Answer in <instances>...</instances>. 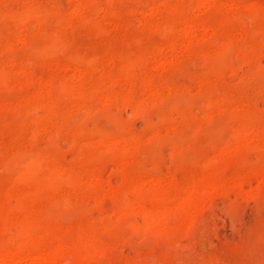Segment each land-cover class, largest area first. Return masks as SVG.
<instances>
[{
  "label": "rangeland",
  "instance_id": "374dc122",
  "mask_svg": "<svg viewBox=\"0 0 264 264\" xmlns=\"http://www.w3.org/2000/svg\"><path fill=\"white\" fill-rule=\"evenodd\" d=\"M52 249L264 264V0H0V257Z\"/></svg>",
  "mask_w": 264,
  "mask_h": 264
},
{
  "label": "bare ground",
  "instance_id": "6f19581e",
  "mask_svg": "<svg viewBox=\"0 0 264 264\" xmlns=\"http://www.w3.org/2000/svg\"><path fill=\"white\" fill-rule=\"evenodd\" d=\"M204 1H205V0H204ZM255 6H256V5H255ZM181 37H182V36H181ZM176 43H177V41H176ZM174 47H175V45H174ZM170 49H171V48H170ZM246 134H247V133H246ZM244 138H245V137H244ZM244 138H243V139H244ZM235 142H236V141H235ZM238 142H239V141H238ZM243 142H244V140H243ZM240 144H241V143H240ZM239 146H240V145H239ZM234 147H235V146H234ZM240 147H241V146H240ZM235 148H236V147H235ZM235 148H234V149H235ZM232 149H233V148H226V149H224V150L222 149V150H223V151H222V154H226V155H227V154H231V153L233 152ZM234 149H233V150H234ZM236 149H237V148H236ZM236 149H235V150H236ZM220 153H221V150H220ZM219 159H220V157H219ZM224 161H225V160H224ZM223 163H224V162H223ZM221 164H222V163H221ZM210 167H212V165H211ZM209 172H210V171H209ZM209 172H208V173H209ZM210 173H211V172H210ZM204 178H205V177H204ZM205 179H206V178H205ZM212 179H213V178H212ZM195 180H196V179H195ZM206 180H207V179H206ZM209 180H210V179H209ZM219 181H220V180H219ZM199 182H200V181H199ZM203 182H204V181H203ZM210 182L212 183V181H210ZM52 183H53V182H52ZM52 183H51V184H52ZM215 183H217V182H215ZM205 184H206V183H205ZM205 184H204V185H205ZM46 185H47V184H46ZM52 185H53V184H52ZM197 185H198V184H197ZM197 185H196V186H197ZM199 185H200V186H204V185H201L200 183H199ZM208 185H209V184H207V187H208ZM213 185H214V184H213ZM196 186H195V187H196ZM209 187H210V185H209ZM212 187H213V186H212ZM214 187H216V186H214ZM196 188H197V187H196ZM205 188H206V187H205ZM191 189H192V187H191ZM189 190H190V189H189ZM193 190H194V189H193ZM190 191H191V190H190ZM197 191H198V190H197ZM176 192H177V191H176ZM176 192H175V193H176ZM188 192H189V191H188ZM194 192H195V191H194ZM180 193H181V192H180ZM190 193H191V192H190ZM190 193H189V194H190ZM195 193H196V192H195ZM198 193L200 194V191H199ZM192 194L195 195L193 192H192ZM199 194H198V195H199ZM136 195H137V194H136ZM182 195H183V194H182ZM193 195H192V196H193ZM161 196H162V195H161ZM201 196L203 197V195H201ZM139 197H140V196H139ZM198 197H199V196H198ZM198 197H197V198H198ZM202 197H201V198H202ZM157 198H158V197H157ZM185 198H186V197H185ZM190 198H191V196H190ZM199 198H200V197H199ZM201 198H200V199H201ZM149 199H150V198H149ZM192 199H193V197H192ZM198 200H199V199H198ZM198 200H197V199H194L195 202L198 201ZM148 201H149V200H148ZM190 201H191V200H187V198H186V199H185V202H184V205H188V206H189V203H191V204H194V203H195L193 200H192V202H194V203H192V202H190ZM179 202H180V201H179ZM175 203H176V202H175ZM141 204H142V203H141ZM176 204H177V203H176ZM179 205H180V204H179ZM182 205H183V204L181 203V206H182ZM174 207H175V206H174ZM189 207H190V206H189ZM193 207H195V206L192 205V208H191V209H194ZM175 208H176V207H175ZM189 209H190V208H189ZM185 210H186V209H185ZM149 212H150V211H149ZM192 212H193V210H192ZM195 212H196V211H195ZM160 213H162V212H160ZM163 213H164V212H163ZM163 213H162V214H163ZM166 213H167V212H166ZM184 213H185V212H184ZM186 213H187V212H186ZM143 214H144V213H143ZM188 214H189V213H188ZM146 215H148V214H146ZM179 215L181 216V214H179ZM166 216H167V214H166ZM162 217H163V216H162ZM164 217H165V216H164ZM177 217H178V216H177ZM146 218H147V216H146ZM143 219H144V218H143ZM143 219H142V220H143ZM166 219H167V218H166ZM142 220H141V221H142ZM158 220H160V219H158ZM164 220H165V219H164ZM147 222H148V221H147ZM150 222H151V221H150ZM27 244H28V243H27ZM40 247H41V246H40ZM41 248H42V247H41ZM50 248H51V247H50ZM18 249H19V248H18ZM8 250H9V249H8ZM72 250H73V249H72ZM74 250H75V249H74ZM76 250H77V249H76ZM1 251H2V250H1ZM1 251H0V252H1ZM44 251H45V250H44ZM3 252H4V251H3ZM3 252H1V253H3ZM10 252H11V251H10ZM12 252L14 253L15 251L12 250ZM16 252H17V251H16ZM16 252L14 253V256H15ZM13 253H7V254H5V255L3 256V258L0 257V264H10L11 261H12V259L14 258V257L12 258ZM38 253H39V252H38ZM42 253H44V252H42ZM73 253H74V251H73ZM73 253H72V256H74V258H75V255H73ZM78 253H79V252H78ZM83 253H84V252H83ZM90 253H91V252H90ZM40 254H41V253H39V254H38L39 256H37V257H35L36 255L34 256V258H35L34 260H35V261H33L32 264H57V260H58V259H61V261L63 262L62 264H71V262H73V260H74V259H72V258L70 257L71 255H70L69 257H68L67 255H66V256L61 255V254H59L57 251H55L54 249H52V251H51V250H48V252H45L44 254H41V255H40ZM75 254H76V252H75ZM80 254H81V253H79L78 255L81 256ZM84 254H85V253H84ZM86 254H87V256L89 255V253H86ZM147 255H148V254H147ZM82 256H84V255H82ZM87 256H86V257H87ZM89 256H90V255H89ZM149 256H150V255H149ZM84 257H85V256H84ZM86 257H85V258H86ZM147 257H148V256H147ZM152 257H153V256H152ZM152 257H148L147 260H149V261L151 262V261L154 259V258L152 259ZM85 258H84V259H85ZM89 258H90V257H88V261L90 260ZM82 259H83V257H81V260H82ZM13 260H14V259H13ZM79 260H80V259H79ZM59 261H60V260H59ZM59 261H58V262H59ZM77 261H78V260H77ZM82 261H84V260H82ZM85 261H86V260H85ZM88 261H87V262H88ZM12 262H15V261H12ZM75 262H76V261H75ZM80 262H81V261H80ZM147 262H148V261H147ZM150 262H149V263H150ZM82 263H84V262H82ZM14 264H15V263H14Z\"/></svg>",
  "mask_w": 264,
  "mask_h": 264
}]
</instances>
